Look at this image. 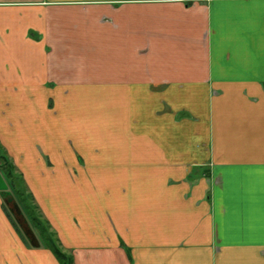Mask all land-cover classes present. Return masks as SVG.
Returning a JSON list of instances; mask_svg holds the SVG:
<instances>
[{"label":"crops","instance_id":"obj_1","mask_svg":"<svg viewBox=\"0 0 264 264\" xmlns=\"http://www.w3.org/2000/svg\"><path fill=\"white\" fill-rule=\"evenodd\" d=\"M0 145L74 264H264V0H0Z\"/></svg>","mask_w":264,"mask_h":264},{"label":"rangeland","instance_id":"obj_2","mask_svg":"<svg viewBox=\"0 0 264 264\" xmlns=\"http://www.w3.org/2000/svg\"><path fill=\"white\" fill-rule=\"evenodd\" d=\"M50 103H52V101H50ZM52 105H50L51 107ZM52 108V107H51ZM68 134L71 136L72 139H74V136H73V132H68ZM1 148H3L1 145H0ZM77 162L79 165L80 164V158L77 157ZM18 172V170H17ZM96 182L93 181V183L88 180V182L86 181H83V186L86 187L87 189L92 187V186H95ZM94 190L96 192H100V189L98 188H95L94 187ZM29 191V190H28ZM30 192V191H29ZM31 194V193H30ZM32 195V194H31ZM87 197H83L84 199H86L89 203V205H84L83 204V208L84 210H87L88 211V214H89V217L90 219L92 220L93 222V225L94 227H90V231L91 233H97L99 234L100 236L101 235H107V233L110 235V230H109V227L106 225V221L104 219V217L107 216V214L109 213L108 210H107V204H106V195H102V194H93L91 191H88L87 193ZM7 198V197H6ZM33 198V196H32ZM8 199V198H7ZM22 200V202H20V208L22 209L24 215L26 218H31V217H39L41 219V224L42 225H46L47 223V219L45 218V215L42 213V211L40 210V208L38 207L37 203L35 200H33V202L28 198V196H23L20 198ZM34 199V198H33ZM17 200V199H16ZM18 202V201H17ZM24 202V203H23ZM2 203L4 204L3 208L4 209H8L10 212L12 213H9V215L12 217V223L14 225V230L16 232V234L18 235V238L20 239V241L22 242V244L28 248V249H35L33 246H32V243H31V237L34 235V237L38 240L39 242L41 243V247L44 248L45 246V242H47V239L49 237L52 236V239L55 243L59 244L60 243V249H62L64 252H67L71 255H74V252H73V249H70V248H65L63 247V245H61V241L60 239L58 238V234H57V231L55 228L51 227L50 223V228H49V231H48V234H45V237H41L39 236V231H37L36 229L33 228V226L31 227L32 228V232H29V230L27 231V226L24 222L20 223L19 220H18V216L15 212V210L13 209V205L12 203H7L6 201H2ZM7 203V204H6ZM23 203V204H22ZM34 203V204H33ZM35 205V206H34ZM22 206V207H21ZM27 206V209L28 210H25ZM11 208L13 210H11ZM71 209V213L75 216V218L73 217V215H70V218H71V221L70 223L71 224H75L76 227L78 226H83L84 225V221L86 220V218H80L78 216H76V214L73 212L71 206L68 207ZM6 209V210H7ZM12 214V215H11ZM20 214V213H19ZM69 222V221H68ZM32 223V222H31ZM33 224V223H32ZM32 224L29 223V225L31 226ZM71 229H68V235H67V238H68V241L69 242H74V238L72 237L71 235ZM50 233V234H49ZM32 234V235H31ZM100 236L96 239L97 240V244H94L93 246H96V245H101L100 243ZM119 238V237H118ZM121 240V238H119ZM120 245L118 246L119 249H121L122 251H125L126 253V247L123 245L122 241H120ZM92 246V245H90ZM92 246V247H93ZM104 249V248H103ZM102 249V250H103ZM49 251V250H48ZM50 252V251H49ZM51 253V252H50ZM52 255V253H51ZM87 255H90V251H87ZM127 255V253H126ZM104 260H99L97 262V264H108L107 262V254L104 253L102 254ZM53 258H55L53 255H52ZM74 257V256H73ZM56 260V259H55ZM20 262V261H19ZM24 264H26V262L24 261ZM74 264V263H73Z\"/></svg>","mask_w":264,"mask_h":264},{"label":"trees","instance_id":"obj_3","mask_svg":"<svg viewBox=\"0 0 264 264\" xmlns=\"http://www.w3.org/2000/svg\"><path fill=\"white\" fill-rule=\"evenodd\" d=\"M0 174L2 175L6 184L8 185V190H9V193H7L6 196L4 195L5 197H3V200L6 201L7 198H12V203H15L20 210V214H17L19 222L20 223L24 222L26 224L28 228L27 231L29 230V232H32L31 227L33 226L34 229L39 231L40 238L45 237V234H48L50 225L48 222L46 223V225H42L41 219L39 217H31V218L25 217L22 209L19 206L20 202H22L20 198L23 196H28V198L32 202L34 199L32 198V195L30 194V192L28 191V188L26 187L21 174L17 172L16 167L11 162L9 157L6 155V152L4 151V149L1 147H0ZM25 207H26L25 210H28L27 206ZM11 210L13 209L11 208ZM29 223L32 225L30 226ZM57 243L53 241L52 236H51L47 239V242H45L44 249L49 250L52 253V255L55 257L58 264H73L74 263L73 255L67 252H64L62 249H60L61 248L59 246L60 243L59 244ZM39 245L41 247L40 242H39Z\"/></svg>","mask_w":264,"mask_h":264},{"label":"water","instance_id":"obj_4","mask_svg":"<svg viewBox=\"0 0 264 264\" xmlns=\"http://www.w3.org/2000/svg\"><path fill=\"white\" fill-rule=\"evenodd\" d=\"M7 193H9L8 192V185L6 184L4 179L2 178V175L0 174V195L2 197H5ZM6 202L7 203H12V198H8L6 200ZM12 205H13V209L15 210L16 214H19L20 210H19L18 206L15 203H12ZM31 243H32V245L34 247H38V242H37V240H36V238L34 236L31 237Z\"/></svg>","mask_w":264,"mask_h":264}]
</instances>
